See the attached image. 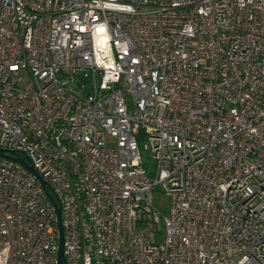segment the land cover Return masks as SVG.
Wrapping results in <instances>:
<instances>
[{
    "label": "built area",
    "instance_id": "1",
    "mask_svg": "<svg viewBox=\"0 0 264 264\" xmlns=\"http://www.w3.org/2000/svg\"><path fill=\"white\" fill-rule=\"evenodd\" d=\"M0 148L62 264H264V0H0ZM57 249L0 156V264Z\"/></svg>",
    "mask_w": 264,
    "mask_h": 264
},
{
    "label": "water",
    "instance_id": "2",
    "mask_svg": "<svg viewBox=\"0 0 264 264\" xmlns=\"http://www.w3.org/2000/svg\"><path fill=\"white\" fill-rule=\"evenodd\" d=\"M0 156L21 164L24 168H26L36 178V180L42 186L45 194L47 195V197H48V199H49V201H50V203L53 206L54 211H55L56 224H57V229H58V249H57L56 264H62V262H63V230H62V225H61L60 208H59L56 200L52 196L50 190L46 186L45 180L36 171V169L28 161L27 158H25V157H23L17 153H13L11 151H5L1 148H0Z\"/></svg>",
    "mask_w": 264,
    "mask_h": 264
},
{
    "label": "rangeland",
    "instance_id": "3",
    "mask_svg": "<svg viewBox=\"0 0 264 264\" xmlns=\"http://www.w3.org/2000/svg\"><path fill=\"white\" fill-rule=\"evenodd\" d=\"M154 202L157 208L163 213L167 214L169 209V199L160 191L154 192Z\"/></svg>",
    "mask_w": 264,
    "mask_h": 264
},
{
    "label": "trees",
    "instance_id": "4",
    "mask_svg": "<svg viewBox=\"0 0 264 264\" xmlns=\"http://www.w3.org/2000/svg\"><path fill=\"white\" fill-rule=\"evenodd\" d=\"M142 165L147 170L148 174L153 173L154 164L147 151L141 150Z\"/></svg>",
    "mask_w": 264,
    "mask_h": 264
}]
</instances>
